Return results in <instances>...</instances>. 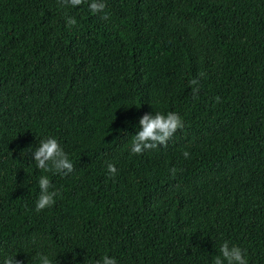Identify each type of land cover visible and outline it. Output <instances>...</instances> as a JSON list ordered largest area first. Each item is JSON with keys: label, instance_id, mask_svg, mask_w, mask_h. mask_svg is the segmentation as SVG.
<instances>
[{"label": "trees", "instance_id": "obj_1", "mask_svg": "<svg viewBox=\"0 0 264 264\" xmlns=\"http://www.w3.org/2000/svg\"><path fill=\"white\" fill-rule=\"evenodd\" d=\"M88 2L0 0V258L211 264L227 240L264 264V0ZM152 110L183 128L132 154ZM43 135L74 168L37 212Z\"/></svg>", "mask_w": 264, "mask_h": 264}, {"label": "clouds", "instance_id": "obj_2", "mask_svg": "<svg viewBox=\"0 0 264 264\" xmlns=\"http://www.w3.org/2000/svg\"><path fill=\"white\" fill-rule=\"evenodd\" d=\"M81 3L82 0H62V6L65 8H74ZM105 7V0H89L88 2L90 13H103L102 19H107V13L104 12ZM65 23L67 26H72L76 24V20L72 16L65 15ZM193 83L195 84L196 81ZM197 90L193 89L194 92ZM181 128H183V119L177 112L153 110L145 112L138 119L127 149L130 153L138 155L156 149L158 146H166L177 129ZM27 149V152L31 153L29 160L32 165L35 169L41 170V174L36 178L38 192L34 201V209L39 212L51 207L54 199L60 195L59 190L53 187L48 173L67 175L72 173L74 164L58 139L52 135L41 136L35 145L30 144ZM182 155L187 158L189 152L184 151ZM106 168L111 175L117 172V168L111 162L106 164ZM172 171L175 172V169ZM54 255L46 251L37 252L33 257V264H55ZM15 257L16 253L3 255L0 258V264H21V261ZM94 264H118V262L113 256L103 255L95 260ZM211 264H248V260L241 247L224 240L219 245L218 254L212 258Z\"/></svg>", "mask_w": 264, "mask_h": 264}]
</instances>
